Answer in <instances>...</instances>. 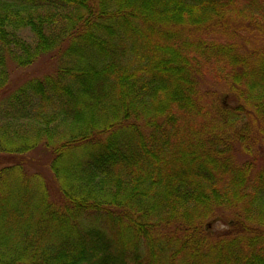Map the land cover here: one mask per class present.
I'll use <instances>...</instances> for the list:
<instances>
[{"label": "trees", "instance_id": "trees-1", "mask_svg": "<svg viewBox=\"0 0 264 264\" xmlns=\"http://www.w3.org/2000/svg\"><path fill=\"white\" fill-rule=\"evenodd\" d=\"M2 94L0 264H264V0H0Z\"/></svg>", "mask_w": 264, "mask_h": 264}, {"label": "rangeland", "instance_id": "rangeland-1", "mask_svg": "<svg viewBox=\"0 0 264 264\" xmlns=\"http://www.w3.org/2000/svg\"><path fill=\"white\" fill-rule=\"evenodd\" d=\"M52 63L53 61L49 58H44L41 59L39 61L36 62V64H34L33 66H31L28 69H13L14 72L10 71V82H9V86L10 88L7 90H11L15 87H17L19 84H22V82H24L26 79L31 78L33 76H40L42 73H46L48 72L51 68H52ZM54 66V65H53ZM204 81L203 83H201V88L205 92L208 91H213V89H216L217 86L214 83V78H213V74H212V70H210V73H206V70H204ZM5 94L0 95V99L4 96ZM263 149L262 151V157L260 159L257 158L256 163L258 164V166H260L262 163L264 164V142L262 143V147ZM39 155H34L33 159L35 160ZM240 155H238L239 157ZM238 162H244L245 160H247V157H240L237 158ZM256 166V165H255ZM257 167V166H256ZM227 224H223L222 222H215L214 225V231H220L223 230L227 227Z\"/></svg>", "mask_w": 264, "mask_h": 264}]
</instances>
